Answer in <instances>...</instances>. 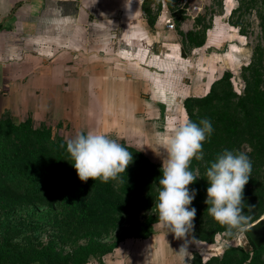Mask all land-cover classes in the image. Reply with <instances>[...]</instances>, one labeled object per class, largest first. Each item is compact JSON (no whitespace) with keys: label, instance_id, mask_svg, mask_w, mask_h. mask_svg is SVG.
<instances>
[{"label":"rangeland","instance_id":"rangeland-1","mask_svg":"<svg viewBox=\"0 0 264 264\" xmlns=\"http://www.w3.org/2000/svg\"><path fill=\"white\" fill-rule=\"evenodd\" d=\"M232 1L236 8L230 12L222 7L225 0H197L188 26L183 9L173 13L176 29L185 32L184 56L190 58L181 62L179 93L168 96L175 108L157 113L160 123L148 126L149 140L140 147L118 141L133 155L130 167L120 174L122 184L81 181L70 154L61 159L66 148L59 140L76 135L72 125L33 124L25 125L24 133L14 132L8 120L18 121L0 100V264H84L116 252L126 240H145L155 233L159 240L171 238L180 249L185 247L181 258L188 264H264V244L251 242L252 226L264 218V0ZM206 95L224 98L210 105L189 99ZM187 106L196 115L195 123L209 119L214 131L203 142V160L193 159L190 165L200 174L188 186L197 190L188 206L197 209L194 228L176 238L157 223L155 203L166 156L160 142L185 116L192 120ZM33 128L27 140L25 132ZM224 150L245 152L252 162L243 193L244 211L251 219L245 231L233 230L231 235L208 214L205 203L206 169ZM54 173L61 181L75 180L69 188L61 187L59 199L45 197ZM32 177L38 178L39 190L28 195L26 189L37 191ZM126 184L140 185L136 196L129 195ZM38 251L46 254L38 256Z\"/></svg>","mask_w":264,"mask_h":264},{"label":"crops","instance_id":"crops-1","mask_svg":"<svg viewBox=\"0 0 264 264\" xmlns=\"http://www.w3.org/2000/svg\"><path fill=\"white\" fill-rule=\"evenodd\" d=\"M188 1L0 0L4 108L18 122L66 121L76 132L102 131L140 147L148 126L160 123L157 113L175 108L168 96L179 93L190 55L173 13L183 9L188 26L197 0ZM222 7L236 8L232 0ZM155 234L84 264H188L173 239Z\"/></svg>","mask_w":264,"mask_h":264},{"label":"clouds","instance_id":"clouds-1","mask_svg":"<svg viewBox=\"0 0 264 264\" xmlns=\"http://www.w3.org/2000/svg\"><path fill=\"white\" fill-rule=\"evenodd\" d=\"M214 131L209 119L198 123L185 116L160 143L166 156L161 167L155 208L157 223L161 228L184 238L194 228L195 207L189 208L196 196V189L189 185L200 177L190 169L193 159L203 160V142ZM64 147V144H61ZM66 150L81 181L89 178L103 183L110 180L124 183L120 174L133 162V155L117 139L102 131H78L66 140ZM252 172V162L245 152L224 150L206 169L208 214L224 226L225 234L233 230L245 231L251 219L245 214L243 193ZM181 252L185 247H181Z\"/></svg>","mask_w":264,"mask_h":264},{"label":"trees","instance_id":"trees-1","mask_svg":"<svg viewBox=\"0 0 264 264\" xmlns=\"http://www.w3.org/2000/svg\"><path fill=\"white\" fill-rule=\"evenodd\" d=\"M228 97V96H227ZM217 98H219V99H221V98H224V97H220V96H217V95H206L205 97H201V98H197V97H190L189 99H191L192 101H194V102H197V103H199V104H201V105H210V104H212L213 102H215V100L217 99ZM226 98V97H225ZM188 100V99H187ZM241 104H242V106H244L245 107V103L244 102H241ZM187 108H188V113H189V115H190V117L192 118V121L194 122V121H196V115H195V113H194V111L191 109V108H189L188 106H187ZM9 122V124H10V129L11 130H14V132H22V133H24L23 132V128H24V126L25 125H27V126H32L33 125V123H32V121H31V119H27V120H25V121H21V122H15V121H12V120H8ZM250 129H251V125H250ZM253 129H254V125H253V122H252V131H253ZM35 130L36 129H29V131L28 132H25L26 133V137H28L27 138V140L28 139H31V137L33 136L32 134V132H34L35 133ZM22 133H18L17 135H20V134H22ZM259 139V138H258ZM59 142H60V144H64L65 145V148H66V140H63L62 138H60V140H59ZM254 146V145H253ZM67 154V150H66V152L65 153H63V154H61V159L65 156ZM37 161V160H36ZM36 166H38L39 164H35ZM131 165V164H130ZM130 165L128 166V168L130 167ZM152 166H154L153 164H152ZM34 169V168H33ZM34 172V171H33ZM11 174H13L14 175V173H11ZM32 179V185L33 184H35V183H37V182H39V180H38V178L37 177H32L31 178ZM53 179H54V183L52 184V185H50V190L51 191H49V192H47V194H46V196L45 197H47V198H53V199H59L60 197H62V192H61V187H64L65 189H67V188H69V186H71L74 182H75V180H69L68 182L67 181H61L59 178H58V173H54L53 174ZM68 180V179H67ZM40 183V182H39ZM126 190H127V192L129 193V195H131V196H136L137 195V193H138V191L140 190V185H137V184H126L125 185V187H124ZM33 189H35V188H33ZM38 190H39V188H38V183H37V191L36 192H33V191H35V190H28V189H26L25 191H26V194H28V195H31V194H34V193H38ZM256 219V218H255ZM254 220V219H253ZM251 222H252V220H251ZM250 222V223H251ZM134 225L135 226H139L140 225V222L139 221H135L134 220ZM251 242L255 245V246H257V244L253 241V240H251ZM46 254V252L45 251H38L37 252V255L38 256H40V255H45ZM247 254V257H248V253H246ZM247 259V258H246ZM249 259H247V261H248Z\"/></svg>","mask_w":264,"mask_h":264},{"label":"water","instance_id":"water-1","mask_svg":"<svg viewBox=\"0 0 264 264\" xmlns=\"http://www.w3.org/2000/svg\"><path fill=\"white\" fill-rule=\"evenodd\" d=\"M252 239L257 245L264 244V222H257L252 226Z\"/></svg>","mask_w":264,"mask_h":264},{"label":"built area","instance_id":"built-area-1","mask_svg":"<svg viewBox=\"0 0 264 264\" xmlns=\"http://www.w3.org/2000/svg\"><path fill=\"white\" fill-rule=\"evenodd\" d=\"M174 26H175V25L173 24V22H172V23H171V22L169 23V27H170V28H174Z\"/></svg>","mask_w":264,"mask_h":264},{"label":"bare ground","instance_id":"bare-ground-1","mask_svg":"<svg viewBox=\"0 0 264 264\" xmlns=\"http://www.w3.org/2000/svg\"><path fill=\"white\" fill-rule=\"evenodd\" d=\"M260 222H264V218H262V219L260 220Z\"/></svg>","mask_w":264,"mask_h":264}]
</instances>
